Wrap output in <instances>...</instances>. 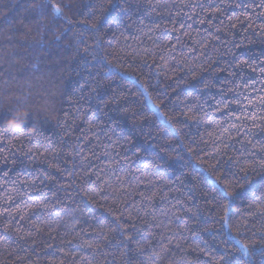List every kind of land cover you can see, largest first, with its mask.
Segmentation results:
<instances>
[{"label": "trees", "instance_id": "16d2710c", "mask_svg": "<svg viewBox=\"0 0 264 264\" xmlns=\"http://www.w3.org/2000/svg\"><path fill=\"white\" fill-rule=\"evenodd\" d=\"M262 68L264 0H0V264H264Z\"/></svg>", "mask_w": 264, "mask_h": 264}, {"label": "clouds", "instance_id": "9594fccd", "mask_svg": "<svg viewBox=\"0 0 264 264\" xmlns=\"http://www.w3.org/2000/svg\"><path fill=\"white\" fill-rule=\"evenodd\" d=\"M26 114V112L16 113L10 120L7 121V127L9 129L18 128L20 124L23 123Z\"/></svg>", "mask_w": 264, "mask_h": 264}, {"label": "snow or ice", "instance_id": "6c2138e0", "mask_svg": "<svg viewBox=\"0 0 264 264\" xmlns=\"http://www.w3.org/2000/svg\"><path fill=\"white\" fill-rule=\"evenodd\" d=\"M217 10H219V9H217ZM53 11L56 15H59L61 13V8L58 5H53ZM261 71H264V68H262ZM253 119H255V116H253ZM255 127H259V125H255ZM9 130H11L13 133H15L16 128H12V129L4 128L3 129L4 132H8ZM21 134H23V128H21ZM249 143H251V141H249ZM139 195L143 196L144 193H139ZM129 239H131V237H129ZM237 243H239V241H237ZM89 246H91V245H89ZM242 248H243L245 255H246L247 254V245H242Z\"/></svg>", "mask_w": 264, "mask_h": 264}]
</instances>
